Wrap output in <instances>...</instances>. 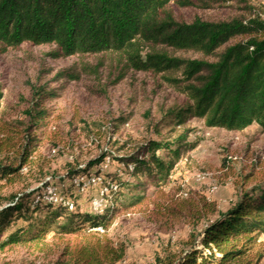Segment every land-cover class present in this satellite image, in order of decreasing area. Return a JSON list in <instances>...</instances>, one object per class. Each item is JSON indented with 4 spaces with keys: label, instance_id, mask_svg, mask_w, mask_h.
<instances>
[{
    "label": "trees",
    "instance_id": "1",
    "mask_svg": "<svg viewBox=\"0 0 264 264\" xmlns=\"http://www.w3.org/2000/svg\"><path fill=\"white\" fill-rule=\"evenodd\" d=\"M172 7H228L239 13L225 20L186 23L176 19ZM257 10L246 0H0L1 54L28 44L53 48L48 56L54 59L103 56L125 72L161 76L185 97L182 105L164 110L152 126L158 141L119 154L126 149L123 145L119 153L106 151L85 164L75 159L56 181L36 179L35 188L0 195V252L24 247L42 254L52 240L58 255L51 264H120L124 246L112 245L98 229L107 232L124 191L142 193L123 205L138 206L147 186L166 180L196 148L188 140L191 120L227 132L256 125L264 133V6L260 13ZM1 99L0 90V104ZM23 117L15 122L20 127L17 143L0 127V152L15 148L12 156L0 159V190L24 182L23 170L30 172L34 165L37 132L50 115L36 101ZM129 120V115H122L118 122L125 125ZM160 151L163 156L157 155ZM106 158L116 162L128 179H121L118 171L101 173L98 166ZM89 175L101 177L104 186L117 187L100 214L81 210L82 194L73 185L75 178ZM47 187L60 188L59 195L72 209L64 202L45 201ZM263 236L264 185L260 184L241 191L227 211L202 226L201 249L196 250L193 239L178 253L156 257L155 264H261Z\"/></svg>",
    "mask_w": 264,
    "mask_h": 264
},
{
    "label": "rangeland",
    "instance_id": "2",
    "mask_svg": "<svg viewBox=\"0 0 264 264\" xmlns=\"http://www.w3.org/2000/svg\"><path fill=\"white\" fill-rule=\"evenodd\" d=\"M246 1L258 10L264 6V0ZM172 10L177 20L186 23L225 20L239 13L228 7ZM52 50L24 44L18 50L0 53V127L7 129L8 138L14 143L20 140V127L15 122L23 121L24 111L36 101L50 115L45 128L37 132L40 141L32 156L31 171L23 170V183L1 186L3 197L35 188L36 179L56 181L75 159L85 164L106 151L117 154L123 145L126 149L119 154L147 141H158L152 126L164 110L185 102V97L161 76L125 72L103 56L54 59L48 56ZM176 56L199 58L192 54ZM63 74L66 76H60ZM122 115L130 116L125 125L118 122ZM187 127L192 130L188 140L196 148L177 163L166 180L149 184L138 206L123 205H130L142 193L124 191L113 223L107 232H97L112 245L124 246L120 264H155L156 257L178 253L193 239L196 250L201 249L198 234L202 226L227 211L241 191L264 185V133L258 126L227 132L191 120ZM14 149L10 146L0 152V159ZM110 171L128 179L116 162ZM96 193L89 190L80 196L82 211L94 213L91 200ZM261 241L264 249V236ZM48 243L42 254L24 247L0 252V264H51L58 246L52 240Z\"/></svg>",
    "mask_w": 264,
    "mask_h": 264
},
{
    "label": "built area",
    "instance_id": "3",
    "mask_svg": "<svg viewBox=\"0 0 264 264\" xmlns=\"http://www.w3.org/2000/svg\"><path fill=\"white\" fill-rule=\"evenodd\" d=\"M112 165V161L110 158H106L99 166L98 170L101 173H105L110 170ZM132 168H129L131 171ZM73 185L76 187L78 193L85 194L89 192V190H96L97 197L92 198L91 207L96 214H100L103 210L109 205L108 197L111 191L115 192L117 187L114 183H107L105 186L102 185V178L94 175L89 176H80L73 180ZM60 188L47 187L43 194V199L49 203H59L64 202L65 205L72 209V205L68 201H63L61 196L59 195ZM101 231V229H98Z\"/></svg>",
    "mask_w": 264,
    "mask_h": 264
}]
</instances>
